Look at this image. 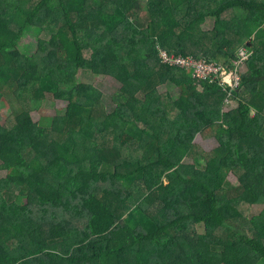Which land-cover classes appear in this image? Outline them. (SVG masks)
<instances>
[{"label": "trees", "instance_id": "1", "mask_svg": "<svg viewBox=\"0 0 264 264\" xmlns=\"http://www.w3.org/2000/svg\"><path fill=\"white\" fill-rule=\"evenodd\" d=\"M242 47L231 95L159 59L229 70ZM3 101L0 264H264V0H0Z\"/></svg>", "mask_w": 264, "mask_h": 264}, {"label": "rangeland", "instance_id": "2", "mask_svg": "<svg viewBox=\"0 0 264 264\" xmlns=\"http://www.w3.org/2000/svg\"><path fill=\"white\" fill-rule=\"evenodd\" d=\"M212 20H208L207 21V24H206V27L205 29H211L212 28ZM35 38H36V34L35 32H33V35L31 36V30L28 32V34L22 39V41L20 42V45H19V49L29 55L32 51H33V47H34V44H35ZM33 42V44H32ZM50 44L53 48H56L57 50V53H58V62L61 66H64L66 65L67 63V56H66V53L65 51L62 49L61 47V44L59 43L58 39L57 38H52L50 40ZM246 70V69H244ZM81 80L83 82H89V83H93V84H96L97 87H100L101 89H107L109 88L112 83H113V79L112 77L109 75V74H106V76L104 75H99V76H95L91 73H86V74H82L80 76ZM169 90L172 91V94L175 92V88L174 87H170L168 86ZM167 89V86H162L160 88V91L161 92H165ZM198 89H201V87H198ZM103 104H104V107L106 108V110L108 112H111L114 110L115 108V104L111 101L110 99V96H109V93H108V90H106L104 96H103ZM46 107L48 106L50 108V106L53 104V107L54 108H64L66 106V103L63 102V101H56L55 103H52L50 101L46 102ZM229 104V107H233L235 106V103L232 102V100H229L228 102ZM227 109V108H226ZM44 110V109H43ZM46 111V110H44ZM253 112L254 110H252L251 112V116L253 115ZM9 115L8 113V104L6 101H3L2 102V106L0 108V120L1 122H4L7 118V116ZM42 115H40V112H37V111H34L32 113V117L34 119V121H37V122H41V123H44L46 124L47 123V119L46 120H42ZM183 138H186L189 137L188 135H182ZM194 141L196 143H200L203 138L200 136V135H194ZM263 209V206L261 205H255L253 210H251V212L253 214H259ZM197 231L199 233H202L204 232V226L203 225H199L197 226ZM107 238V236H103L101 238H99L98 240H102V239H105ZM173 239L171 237H168V236H161L159 238L156 239V242L162 246H169L171 243H172ZM92 245H93V241H89L87 244L83 245L81 248H78L77 250L73 251V256H84V257H89L92 255Z\"/></svg>", "mask_w": 264, "mask_h": 264}, {"label": "built area", "instance_id": "3", "mask_svg": "<svg viewBox=\"0 0 264 264\" xmlns=\"http://www.w3.org/2000/svg\"><path fill=\"white\" fill-rule=\"evenodd\" d=\"M251 54L252 53L246 47H242L238 51V60L234 62V68L229 70L224 67L223 64L210 62L203 57L176 56L174 54H169L163 49L159 50V59L163 65L191 71L192 76L198 82L218 80L223 90L231 95V91L240 84V77L244 73V68L246 67L245 63ZM226 102L228 104V98Z\"/></svg>", "mask_w": 264, "mask_h": 264}, {"label": "crops", "instance_id": "4", "mask_svg": "<svg viewBox=\"0 0 264 264\" xmlns=\"http://www.w3.org/2000/svg\"><path fill=\"white\" fill-rule=\"evenodd\" d=\"M246 69V67L244 68ZM246 71V70H244ZM251 93L256 91V84H250L246 87Z\"/></svg>", "mask_w": 264, "mask_h": 264}, {"label": "water", "instance_id": "5", "mask_svg": "<svg viewBox=\"0 0 264 264\" xmlns=\"http://www.w3.org/2000/svg\"><path fill=\"white\" fill-rule=\"evenodd\" d=\"M248 45L250 46V43Z\"/></svg>", "mask_w": 264, "mask_h": 264}]
</instances>
